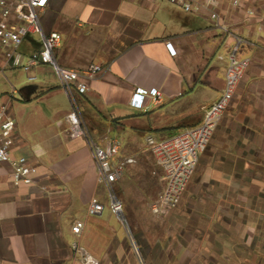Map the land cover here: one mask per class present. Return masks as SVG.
<instances>
[{
    "label": "crops",
    "instance_id": "crops-1",
    "mask_svg": "<svg viewBox=\"0 0 264 264\" xmlns=\"http://www.w3.org/2000/svg\"><path fill=\"white\" fill-rule=\"evenodd\" d=\"M231 1L211 0L233 32L225 34L207 11L184 13L168 0H49L38 19L45 34L61 37L56 63L104 70L85 82L83 94L64 91L47 66L4 68L0 53V102L15 122L11 153L38 171L33 185L14 186L12 169L0 163V264H81L74 242L98 263L111 254L107 193L87 142L69 138L67 114L77 110L90 136L121 137L123 151L128 141L138 146L136 137L166 138L194 127L220 96L234 34L245 41L237 56L249 66L199 157L178 215L188 226L194 263L264 264V0H239L237 8ZM40 49L36 35L21 46L25 55ZM135 89H156L161 99L134 109ZM134 161L120 181L149 176ZM152 176L161 185V170ZM91 199L103 205L101 215L87 214ZM76 222L83 224L79 237L71 232Z\"/></svg>",
    "mask_w": 264,
    "mask_h": 264
},
{
    "label": "built area",
    "instance_id": "built-area-1",
    "mask_svg": "<svg viewBox=\"0 0 264 264\" xmlns=\"http://www.w3.org/2000/svg\"><path fill=\"white\" fill-rule=\"evenodd\" d=\"M49 0H0V53L4 68L29 72L37 66H47L53 69L60 87L67 93L75 91L83 94L86 91V81L94 80L104 70L98 65H89L82 71L60 67L55 60L54 53L58 48L61 37L56 32L45 34L41 28L38 11L44 9ZM178 6L184 13L198 12L203 9L208 12L214 26L225 34H231V29L222 24L219 15L212 9L211 0H168ZM233 8L240 7L239 0H232ZM252 15L251 12H246ZM30 35L39 37L41 49L25 55L21 51L25 39ZM244 39L234 34V45L227 56L224 85L217 101L204 110L201 123L184 129L179 133L158 139L151 135L145 137L146 149L154 158L156 166L162 172V190L151 206L155 216L168 214L179 205L187 184L192 178L199 157L205 152L214 131L219 125L225 111L234 97L238 83L244 76L249 60L238 58L237 54ZM169 53L175 55L170 44L166 45ZM34 80L30 78L29 81ZM15 94L11 90L10 96ZM150 99L154 104L161 99L156 89H135L129 104L134 109H141L144 101ZM67 133L70 139H84L90 149L96 168V181L106 189L120 181L126 166L134 164L133 158H120L121 143L116 138L94 140L78 114L72 109L66 116ZM14 120L7 114V106L0 102V163L7 164L12 169V183L14 186H31L37 175V166L25 157H13ZM120 205L111 200L110 211L120 215ZM104 207L96 199H91L87 206L89 216H99ZM83 224L76 222L71 232L79 237ZM72 250L81 264H98V261L77 243H72Z\"/></svg>",
    "mask_w": 264,
    "mask_h": 264
},
{
    "label": "rangeland",
    "instance_id": "rangeland-1",
    "mask_svg": "<svg viewBox=\"0 0 264 264\" xmlns=\"http://www.w3.org/2000/svg\"><path fill=\"white\" fill-rule=\"evenodd\" d=\"M9 70L5 71L4 76H8ZM91 136L98 140L110 138L107 133ZM146 136L136 137L137 147L128 141L124 151L120 150V158L130 155L140 160L147 166L149 176L145 173L133 175L129 181H118L109 190L105 188V210L108 203L115 200L121 207L119 214L122 219L109 210L114 226V246L112 253L98 264H196L192 239L186 236L188 226L179 219L180 205L162 216H155L151 212V206L162 190V183H153L149 178L159 174V169L146 149ZM115 138L122 148L123 139L119 136Z\"/></svg>",
    "mask_w": 264,
    "mask_h": 264
},
{
    "label": "water",
    "instance_id": "water-1",
    "mask_svg": "<svg viewBox=\"0 0 264 264\" xmlns=\"http://www.w3.org/2000/svg\"><path fill=\"white\" fill-rule=\"evenodd\" d=\"M119 217H120V219H122V216L119 215Z\"/></svg>",
    "mask_w": 264,
    "mask_h": 264
}]
</instances>
